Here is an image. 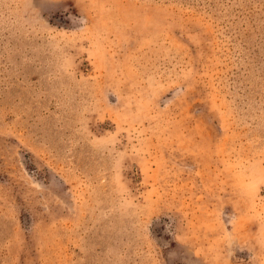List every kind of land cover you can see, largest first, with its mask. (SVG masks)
Here are the masks:
<instances>
[{"label":"rangeland","instance_id":"1","mask_svg":"<svg viewBox=\"0 0 264 264\" xmlns=\"http://www.w3.org/2000/svg\"><path fill=\"white\" fill-rule=\"evenodd\" d=\"M0 264H264V0H0Z\"/></svg>","mask_w":264,"mask_h":264}]
</instances>
